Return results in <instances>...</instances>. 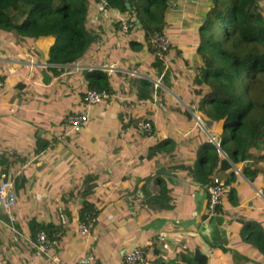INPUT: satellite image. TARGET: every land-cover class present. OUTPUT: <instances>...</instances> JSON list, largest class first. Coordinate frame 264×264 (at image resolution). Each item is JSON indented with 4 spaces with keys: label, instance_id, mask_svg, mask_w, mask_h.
Instances as JSON below:
<instances>
[{
    "label": "crops",
    "instance_id": "crops-1",
    "mask_svg": "<svg viewBox=\"0 0 264 264\" xmlns=\"http://www.w3.org/2000/svg\"><path fill=\"white\" fill-rule=\"evenodd\" d=\"M191 2L186 28L178 23L164 30L172 43L165 53L168 85L159 78L158 55L143 30L120 31L118 20L127 17L119 10L113 17L108 11L101 18L97 11L89 14L86 25L98 36L75 63H50L48 40L0 30V170L22 179L15 206L0 210V264H76L84 253L93 255L91 264H125L134 248L146 252L143 264L194 258L197 264H235L233 251L242 256L239 264L257 263L234 222L254 210L264 224L263 166H255L260 189L241 175L242 164L235 168L236 178L226 186L237 187V208L224 207L210 240L200 232L209 223L208 191L191 172L207 132L193 111L204 90L193 82L200 3ZM109 66L111 71L103 69ZM94 68L106 72L109 100L84 108L87 72ZM142 88L148 90L143 95ZM84 109L87 124L71 130L63 116ZM140 118L153 126L156 139L136 127ZM40 141L48 146L38 150ZM257 150L243 165L254 168ZM221 170L214 176L224 182ZM88 217L95 221L82 235L78 225ZM33 223L60 234L47 253L34 247ZM214 239L230 251L214 248Z\"/></svg>",
    "mask_w": 264,
    "mask_h": 264
},
{
    "label": "trees",
    "instance_id": "trees-1",
    "mask_svg": "<svg viewBox=\"0 0 264 264\" xmlns=\"http://www.w3.org/2000/svg\"><path fill=\"white\" fill-rule=\"evenodd\" d=\"M93 1L91 5L100 3L99 0ZM106 1L108 6L104 8L112 17L119 10L127 17L126 23H131L127 31H122L121 21L118 20L122 34L138 27L143 30L147 42L151 34L163 32L167 24L173 26L169 22L170 17L174 13H181L179 7L184 5V0ZM189 1L188 7L191 9H185L186 15H191L192 8L195 7ZM126 2L129 3L128 6ZM172 2L179 10L171 11ZM197 3L200 4L197 5L198 29L194 56L199 65L193 82L197 87L203 88L204 92L197 99L193 111L198 114L207 135L202 132L203 139L197 146L191 177L208 191L212 178L219 170L222 169L226 174L227 180L223 182L220 202L215 208L214 216L208 219L215 220L216 226L225 215L224 207L236 209L238 206L237 187L226 186L229 181L235 180V168L242 164L241 175L260 189L257 183L259 168L243 163L249 159L250 151L260 143L262 146L257 158H264V0H197ZM21 5L29 6L28 11H23ZM12 12H16V15ZM87 19L88 0H0V30L14 32L29 39L48 40L52 43L48 60L56 65L75 63L91 48L98 34L87 27ZM181 19L185 23L180 24L184 26L187 21L183 17ZM147 46L154 51L149 43ZM136 48H141V45L137 44ZM171 48L172 43L162 56H155L159 78L167 85L170 82L167 80L170 67L165 69V53ZM86 77L88 90L108 93L110 83L106 72L94 68L87 72ZM143 82L148 85V81ZM143 88L139 90V94L143 95L148 91ZM85 93L81 96L84 108L88 105L83 101ZM140 120H148L140 118L136 121V127L148 135L138 125ZM40 142L38 150L48 146L47 142ZM3 173L7 174L5 169L0 170V176ZM10 177L14 179L16 191L20 182H15V176ZM262 189L264 196V186ZM207 196L209 205L208 193ZM260 217V212L253 210L249 217L237 218L234 222L239 226L242 242L253 250L252 254L256 258L254 261L257 262L254 264H264V224ZM33 226V241L41 230L47 232L48 236L54 232L53 228H44L36 223ZM215 239L211 244L214 248L230 251L225 245L215 242ZM232 256L235 264L242 260L237 251H233ZM185 262L198 263L196 258L185 259Z\"/></svg>",
    "mask_w": 264,
    "mask_h": 264
},
{
    "label": "built area",
    "instance_id": "built-area-1",
    "mask_svg": "<svg viewBox=\"0 0 264 264\" xmlns=\"http://www.w3.org/2000/svg\"><path fill=\"white\" fill-rule=\"evenodd\" d=\"M104 6H108L105 0H102ZM119 13H117V16ZM120 19V17H118ZM131 26L127 24L123 19L121 20L120 28L122 31H127L128 27ZM148 43L154 49L158 56H162L165 51L170 47V39L163 32L153 33L148 38ZM112 66L103 68L104 70H112ZM0 86H2V81L0 80ZM109 99V94L104 91H95L88 90L83 96V101L90 104L95 103H106ZM87 105V106H88ZM63 121L66 122L71 130H79L82 126L86 125L89 120L88 110L84 109L79 112L72 114H66L63 116ZM140 128L145 130L149 137L156 139V132L153 129V126L145 121L140 120L138 122ZM223 193V182L217 176L212 178L211 185L208 187L209 194V205H208V219L212 218L215 214V208L220 202V198ZM17 201V195L14 187V179L10 175L3 173L0 176V210L4 212H10V210L15 206ZM8 219L10 222L14 221V217L9 214ZM95 221L94 218H87L84 222L78 225V231L82 235H86L91 229L92 223ZM59 233H51V236H48L47 232L39 231L34 240V247L40 252L47 253L51 246L57 244L59 239ZM145 251L142 248H134L125 254V264H143L145 263ZM94 261V257L91 253H84L80 256L76 264H91Z\"/></svg>",
    "mask_w": 264,
    "mask_h": 264
},
{
    "label": "rangeland",
    "instance_id": "rangeland-1",
    "mask_svg": "<svg viewBox=\"0 0 264 264\" xmlns=\"http://www.w3.org/2000/svg\"><path fill=\"white\" fill-rule=\"evenodd\" d=\"M106 1V0H105ZM99 4H96V5H91L92 3H94V1L93 0H88V16H90L91 14H94V12L95 11H97V13L95 14L96 15V17L97 18H101V17H105V15L104 14H106L107 12V10L104 8L105 6H104V4H103V2H102V0H99ZM107 2V1H106ZM189 3H190V1L188 0L186 3H185V5H182L181 7H179L182 11H183V13H180V12H177V13H174L173 14V17H170V19H169V22L170 23H172L173 24V27L176 25V24H180V23H185L181 18L183 17L184 19H186V21H187V23H188V20H190V17H189V14L188 15H186L185 14V12H184V10L185 9H188L189 7ZM21 7V9L23 10V11H25V12H27L28 11V9H29V6H27V5H21L20 6ZM178 8V6H175V4H173V6H172V9H174V10H177V9H179ZM190 9V8H189ZM188 9V10H189ZM93 12V13H92ZM109 13V12H108ZM12 14L13 15H16V12H12ZM90 14V15H89ZM109 16V15H108ZM96 17H94L95 18V20H97L96 19ZM124 20H125V18H124ZM187 23L184 25V26H181L182 28H186V25H187ZM180 28V27H179ZM185 31V30H184ZM170 43H171V40H170ZM86 53H87V51H86ZM203 94V93H202ZM262 143H260L259 144V146L257 147V151H259V149H261V145ZM252 166H254V168H258V167H255V166H263L264 167V158H260V159H258L257 158V156H253V159H252V161H251V163H250ZM8 168H9V166H8ZM13 169V168H12ZM13 171V170H12ZM21 177V174L19 173L18 175H17V177H16V181L15 182H17V183H19L20 181V178Z\"/></svg>",
    "mask_w": 264,
    "mask_h": 264
},
{
    "label": "water",
    "instance_id": "water-1",
    "mask_svg": "<svg viewBox=\"0 0 264 264\" xmlns=\"http://www.w3.org/2000/svg\"><path fill=\"white\" fill-rule=\"evenodd\" d=\"M128 2H126V6H128ZM215 228V220H211L208 224H204L202 227H201V230L200 232L206 236V238H209L212 230Z\"/></svg>",
    "mask_w": 264,
    "mask_h": 264
},
{
    "label": "clouds",
    "instance_id": "clouds-1",
    "mask_svg": "<svg viewBox=\"0 0 264 264\" xmlns=\"http://www.w3.org/2000/svg\"><path fill=\"white\" fill-rule=\"evenodd\" d=\"M210 222V221H209Z\"/></svg>",
    "mask_w": 264,
    "mask_h": 264
}]
</instances>
